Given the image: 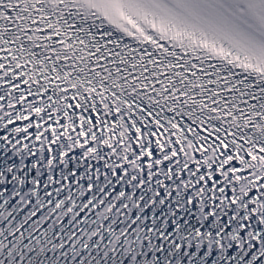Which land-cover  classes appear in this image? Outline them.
Segmentation results:
<instances>
[{
    "label": "snow or ice",
    "instance_id": "obj_1",
    "mask_svg": "<svg viewBox=\"0 0 264 264\" xmlns=\"http://www.w3.org/2000/svg\"><path fill=\"white\" fill-rule=\"evenodd\" d=\"M0 264H264V0H0Z\"/></svg>",
    "mask_w": 264,
    "mask_h": 264
}]
</instances>
